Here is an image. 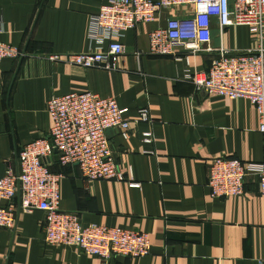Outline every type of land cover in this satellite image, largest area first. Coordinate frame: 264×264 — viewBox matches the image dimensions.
Listing matches in <instances>:
<instances>
[{"label": "crops", "instance_id": "0c3cea01", "mask_svg": "<svg viewBox=\"0 0 264 264\" xmlns=\"http://www.w3.org/2000/svg\"><path fill=\"white\" fill-rule=\"evenodd\" d=\"M108 1L0 0V41L24 53L0 60V177L7 166L18 170L17 154L25 144L48 134L46 105L52 96L90 91L113 97L128 109L130 136L123 139L113 128L106 136L118 167L129 168L139 185L129 186L128 175L87 181L77 165L62 166L53 157L50 164L62 174L60 209L78 212L84 224L147 233L148 255H114L106 264H264V195L255 176L248 177L238 196L212 198L207 186L213 156L264 161L255 108L245 98L194 89L188 75L205 71L212 53L184 57L185 52L180 59L148 53V32L192 8L162 9L154 21L125 32L118 70L82 69L47 59L93 51L89 16ZM211 33L212 47L244 51L255 46L244 25L220 32L213 23ZM145 106L154 118L151 144L141 139L148 125L133 121L136 110ZM18 201L17 192L12 204ZM43 219L42 210L19 211L13 229L0 227V264H102L72 245L45 243Z\"/></svg>", "mask_w": 264, "mask_h": 264}, {"label": "built area", "instance_id": "2783aa9c", "mask_svg": "<svg viewBox=\"0 0 264 264\" xmlns=\"http://www.w3.org/2000/svg\"><path fill=\"white\" fill-rule=\"evenodd\" d=\"M190 7L182 17H169L164 26L148 32L149 54L169 55L180 59L184 54L212 53L205 71L188 75L196 91L250 101L258 117V131L264 138V0H109L89 16L87 38L93 51L52 54L47 59L60 60L82 69L118 70L123 53L120 38L141 22H152L162 9ZM221 32L225 27L244 25L255 46L232 51L210 45L212 24ZM20 47L0 41V60L23 56ZM51 126L46 136L25 144L17 154L18 170L7 166L0 177V227L13 229L19 211L44 212V241L48 244L72 245L80 253L94 256L102 264L114 255L130 258L149 254L147 233L118 226L84 224L76 211L59 208L61 173L51 170V158L58 155L62 166L77 165L81 176L92 180H124L135 187L130 169L121 170L106 136V130L117 129L123 139L130 136L126 107L113 97H102L90 91L68 92L52 96L46 105ZM134 122L148 128L141 133L146 144L154 141V118L147 106L136 110ZM146 153L153 154L151 149ZM255 176L260 195H264V161H241L216 155L208 161L207 186L212 198L244 194L248 177ZM19 193L18 205L12 200Z\"/></svg>", "mask_w": 264, "mask_h": 264}, {"label": "water", "instance_id": "95a60500", "mask_svg": "<svg viewBox=\"0 0 264 264\" xmlns=\"http://www.w3.org/2000/svg\"><path fill=\"white\" fill-rule=\"evenodd\" d=\"M53 158L57 161V159H58V155L54 154V155H53Z\"/></svg>", "mask_w": 264, "mask_h": 264}]
</instances>
